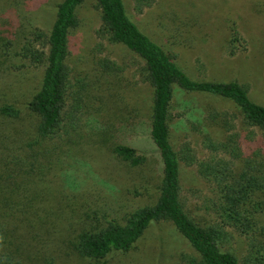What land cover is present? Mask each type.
Listing matches in <instances>:
<instances>
[{
    "label": "rangeland",
    "instance_id": "obj_1",
    "mask_svg": "<svg viewBox=\"0 0 264 264\" xmlns=\"http://www.w3.org/2000/svg\"><path fill=\"white\" fill-rule=\"evenodd\" d=\"M61 0H0V41H10L12 55L33 28L47 32ZM126 14L150 40L193 80L235 81L248 90L249 99L264 106V0H153L140 10L123 0ZM78 25L68 35L67 64L76 77H89L103 57L121 68L125 90L123 106L115 114L90 110L68 136L56 162L55 187L60 199V233L45 250L49 264H90L77 256L71 243L81 230L121 222L125 214L151 205L161 179L157 152L148 138L151 89L142 80L143 61L121 44L98 38L99 11L94 0H83L76 9ZM240 36L235 54H227L229 29ZM0 79V100L20 111L14 122H0V141L17 147L37 119L25 104L37 90L41 69L28 68L19 58L10 62ZM98 110V109H97ZM211 112L233 118L229 133H237L242 157L264 151V134L242 126L236 107L222 97L183 92L173 88L169 142L179 161V198L187 215L199 224L214 218L215 187L202 165H209L204 141H222L226 132L208 122ZM209 141V140H208ZM206 143V142H205ZM117 145L136 150L139 162L130 165L112 152ZM236 172L241 162L235 164ZM240 264L243 239L231 232L224 245ZM196 256L187 241L168 222L150 223L133 246L110 251L105 264H186Z\"/></svg>",
    "mask_w": 264,
    "mask_h": 264
},
{
    "label": "trees",
    "instance_id": "obj_2",
    "mask_svg": "<svg viewBox=\"0 0 264 264\" xmlns=\"http://www.w3.org/2000/svg\"><path fill=\"white\" fill-rule=\"evenodd\" d=\"M99 11L98 38L121 44L143 61L142 80L151 89L148 138L157 152L161 179L158 196L151 205L139 207L102 227L81 230L71 249L90 264H105L110 251H127L153 222H168L187 241L196 256L186 264H239L224 248L231 232L244 242L240 264H264V151L243 158L237 133H229L224 114L211 112L208 122L226 132L222 141H204L209 165H202L215 187L214 220L199 224L185 212L179 198V161L169 142L173 88L204 93L229 100L238 110L241 124L264 134V106L252 102L245 86L235 82L191 79L163 49L143 34L125 11L123 0H94ZM140 10L153 0H132ZM83 0H61L47 32L33 28L12 55L10 41H0V79L19 58L28 68L41 69L37 90L26 102L37 119L29 136L17 143L0 141V264H49L45 250L60 233V199L55 187L56 162L68 136L77 133L82 117L94 110L115 114L122 104L125 84L121 68L103 57L95 62L91 76L76 77L67 64L68 35L78 25L76 9ZM240 36L229 29L227 54L233 56ZM98 109V110H97ZM20 111L0 100V122H14ZM206 142V143H205ZM122 161L136 165V150L123 145L112 148ZM241 168L236 172V162Z\"/></svg>",
    "mask_w": 264,
    "mask_h": 264
}]
</instances>
